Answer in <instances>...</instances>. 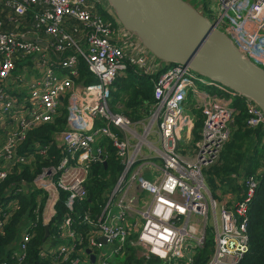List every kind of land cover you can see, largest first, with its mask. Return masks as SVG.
<instances>
[{
	"label": "built area",
	"instance_id": "obj_1",
	"mask_svg": "<svg viewBox=\"0 0 264 264\" xmlns=\"http://www.w3.org/2000/svg\"><path fill=\"white\" fill-rule=\"evenodd\" d=\"M192 1L195 8L216 23L217 29L220 25L227 29L223 33L246 58L264 70V0ZM7 5L18 14H23L27 6L43 7L39 22L48 35L60 37L62 43L55 47L37 35L33 39L0 35V135L9 137L0 150V162L32 164L41 157L55 163L35 178L34 185L46 194V199L43 209L40 204L35 209L39 218L21 235L19 248L13 252L17 260H25L38 224L47 226L54 222L60 203L72 209L88 199L86 186L91 166L106 163V146L110 143L124 168L105 207L95 219L85 213L66 214L58 228L63 236L55 237L65 244L57 250L47 246L41 255L51 253L58 262L66 261L83 244V233H76V227L83 225L90 236L88 249L101 253L100 264H110L101 252L104 245L100 238L106 240L114 254H120L129 244L144 264H192L196 252L209 238L212 216L215 252L209 264H240L250 250L247 212L258 183L254 178H241L243 174L236 179L245 186L238 196H245L238 199L236 194L223 195L218 191L217 200L207 185L204 170L219 161L240 105L246 108L247 125L251 128L264 130L262 111L223 84L195 73L188 65L158 61L139 38L120 25L114 10L105 8L103 1L22 0ZM100 9L109 14L110 22L92 19L91 11L101 12ZM214 11L216 14L212 15ZM64 17L92 28L85 48L62 33ZM223 21L227 26L221 24ZM116 27L118 32L113 29ZM67 41L73 42L77 53L64 60L51 59L52 47L62 52ZM19 62L26 72L19 82L27 80L26 75L29 78L27 91L18 99L10 88ZM83 63L94 83L80 79ZM130 68L139 76L152 77L156 101L146 123H134L111 110V90L119 78L127 77ZM197 111L205 116V122L194 143L198 136ZM63 113L65 130L41 136L46 142H35L28 157L18 154L30 131L54 124ZM54 148L58 158L52 152ZM7 177L8 170L0 168V185ZM17 193L14 190L11 196ZM231 197L237 201L232 202ZM113 207L118 208V214H114ZM72 264L80 262L75 260Z\"/></svg>",
	"mask_w": 264,
	"mask_h": 264
},
{
	"label": "trees",
	"instance_id": "obj_2",
	"mask_svg": "<svg viewBox=\"0 0 264 264\" xmlns=\"http://www.w3.org/2000/svg\"><path fill=\"white\" fill-rule=\"evenodd\" d=\"M12 1L22 2V0H0V35L12 34L17 37L24 35L27 39H33L32 37H36L35 35H37L39 40L54 44L53 46L55 47L61 43L60 37L48 35L44 25L39 22V17L45 11L43 7L37 5L27 6L23 14H18L12 6L7 5V3H13ZM103 5L106 8L107 5L104 2ZM91 14L92 19L97 17L105 23L110 22L109 14L106 11L101 10V12H96L93 10ZM60 29L62 33L71 36L73 41L82 48L87 46L89 32L92 30L91 27L71 17H64ZM113 29L118 32L119 28ZM55 47H52L50 50L49 57L51 59L64 60L77 53V48L73 45L72 41L64 42V51L62 52L55 50ZM26 58L29 59V56H26ZM79 73L80 79H88L90 83L95 82L84 63ZM122 78H119L121 83L118 84L119 80H117L114 88L111 90V110L115 114L124 115L134 123H146L150 107L156 101L151 82L152 77L139 76L135 70L130 68L128 76ZM121 103H123L122 107H116V104ZM197 117L196 128L198 124V127H201L200 130H202L205 116L201 111H197ZM248 118L246 108L244 105H240V113L233 120L230 138L224 144L219 161L211 168H215V172L218 175H222L223 178L229 180L230 186H228V189H232L233 194L239 195L245 190L243 183L236 184L233 181L234 176L239 178L244 174L241 178L245 176L246 179L254 178L257 181V189L247 212L250 250L240 264H264V143L259 148L263 153L257 149L258 143L264 136V130L261 127H249L247 125ZM65 125L66 115L63 113L61 119L57 120L54 124L44 125L30 131L26 142L18 149V152L29 147L33 141H38L40 138L42 139L41 142L45 143L46 138H42L41 136L61 132L65 130ZM115 132L123 138L121 133L117 130ZM198 140L199 135L195 137L194 143ZM106 151L108 153L107 166L99 162L91 166V174L86 186L89 193L88 199L75 205L72 209L64 203H60L57 207L54 222L48 224V237L46 238V225L39 223L30 244L27 246L26 258L21 262L17 260L13 253L16 244L21 238L25 225L39 218L35 213V209L38 204L41 205L40 209H43L44 200L46 199V195L36 189L34 185L35 178L42 173L45 167H50L51 164L55 163H50L48 159L40 157L36 163L8 166L10 170L8 171V177L0 185V200L11 190L20 189L21 192L17 196L16 205L9 211L3 212V209L0 208V220L3 224L0 227V264L4 262H8V264H72L75 260L80 261L86 258V251L82 250V248L87 247L86 241L90 237L89 235L83 236L81 239L84 242L83 246H78L77 250L64 262H58L54 254L46 253L43 256L41 253L44 252L45 245L49 240L54 241L55 237L63 236L58 228L62 224L66 214H78L82 216L85 213L95 219L105 207L107 198L116 186L124 168L122 160L117 156L116 150L110 146V143H107ZM52 152L58 158L59 154L55 148ZM242 169L245 171L240 175V170ZM28 186H31L30 190ZM244 196H238V199H242ZM76 221L80 222L81 220L76 219ZM84 227L83 225H78L76 228L78 232H85L87 228ZM214 252L213 239L209 237L204 247L196 252L192 264H209ZM106 262L110 264H144L138 258L136 251L127 243L120 254H114L111 251L106 256Z\"/></svg>",
	"mask_w": 264,
	"mask_h": 264
},
{
	"label": "water",
	"instance_id": "obj_3",
	"mask_svg": "<svg viewBox=\"0 0 264 264\" xmlns=\"http://www.w3.org/2000/svg\"><path fill=\"white\" fill-rule=\"evenodd\" d=\"M120 25L158 61L188 65L253 102L264 114V70L186 0H107ZM40 46L47 44L37 42ZM107 166L106 163H104ZM48 236L49 227H46ZM106 244L104 238L100 239ZM91 262L96 257L91 250Z\"/></svg>",
	"mask_w": 264,
	"mask_h": 264
},
{
	"label": "rangeland",
	"instance_id": "obj_4",
	"mask_svg": "<svg viewBox=\"0 0 264 264\" xmlns=\"http://www.w3.org/2000/svg\"><path fill=\"white\" fill-rule=\"evenodd\" d=\"M186 1H188V0H186ZM192 5H194V3L195 2H193L192 0H190L189 1ZM214 14H216V11H214L213 13H212V15H214ZM221 24H223L224 26H227L226 25V22L225 21H223ZM220 27V31H222V32H226L227 33V29L225 30V28H223V26H219ZM128 76V75H127ZM121 79H123V78H121ZM119 80V79H118ZM121 83V81L119 80L118 81V84H120ZM211 93H215V91L214 90H211ZM111 101H112V98L110 99V103H111ZM122 107L123 106V103H121V104H116V107ZM197 123V122H196ZM139 130L141 129L140 127L138 128ZM143 129H144V127H143ZM142 129V130H143ZM201 129V127L199 126L198 127V124H197V128H196V131H195V134H199L200 133V130ZM141 130V131H142ZM200 130V131H199ZM152 141H154V138L153 137H151L150 138ZM262 144V142L260 143H258V145H257V149L258 150H261V149H259L260 148V145ZM261 153H263L262 152V150H261ZM214 167V166H213ZM212 167V168H213ZM208 169V170H204L205 172H204V174L206 175V177H207V185H208V187L213 191V193L215 194V197H216V199L217 200H219V198H218V196H217V192L218 191H220L223 195H227V194H231V193H233V190L231 189H228L229 187L228 186H230L229 185V183H228V181L229 180H227V178L225 179V178H223L222 177V175H218L216 172H215V168L214 169ZM243 171H245V170H240V175H242V173H243ZM44 193V192H43ZM45 194V193H44ZM46 195V194H45ZM107 200H108V198H107ZM231 200H232V202H234V201H237V199H235V197H231ZM113 209H114V214H118L119 213V210H118V208H116V207H113ZM208 233H209V237H211L212 239H213V219H212V216L210 217V222H209V231H208ZM49 244H50V246H51V248L52 249H55V248H57L58 247V245H59V243L58 242H55V241H52V240H50L49 241ZM104 253H105V255H109V251H108V249H104ZM82 261V260H81ZM157 264H162V262H156Z\"/></svg>",
	"mask_w": 264,
	"mask_h": 264
},
{
	"label": "crops",
	"instance_id": "obj_5",
	"mask_svg": "<svg viewBox=\"0 0 264 264\" xmlns=\"http://www.w3.org/2000/svg\"><path fill=\"white\" fill-rule=\"evenodd\" d=\"M101 2L103 1L104 2V4H106L105 6L108 8L109 7V5H108V2H107V0H100ZM23 74H26V72H25V67H24V64L22 63V62H19V67H18V71H17V73H16V75H15V77H13V80H12V82H11V88H10V90L12 91L11 93H12V95L14 96V98H20V95L23 93V92H25V91H27V81H28V76L26 75V77H27V80H25V81H23V82H19V77L20 76H22ZM19 95V96H18ZM201 132V131H200ZM9 138V137H8ZM8 138H7V134H2V135H0V150L6 145V143H7V141H8ZM259 142V141H258ZM260 142H262V143H264V136L262 137V139L260 140ZM14 166V164L13 163H4L3 161H1L0 162V168L2 169V170H8V171H10L9 169H8V166ZM235 178L233 179V181L237 184V183H240L239 182V180H237L236 179V176H234ZM232 194V196H234V194L233 193H231ZM237 195V194H236ZM238 196V195H237ZM92 235V234H91ZM86 242H88V241H86ZM101 242V241H100ZM103 243V242H102ZM103 245H104V249H108V251L109 252H111L109 249L110 248H108V246H106V244H104L103 243ZM19 243L16 245V248L15 249H18L19 247ZM82 250H85V251H87L88 250V248H82ZM104 255H105V253H104V250H102L101 251ZM91 253L92 254H94L95 255V257H96V260H95V262L93 263V262H91V259H90V254H87V252H86V260L85 259H82V261L80 260L79 262H80V264H100V262H99V255H101V253L99 252V251H92L91 250ZM107 256V255H106Z\"/></svg>",
	"mask_w": 264,
	"mask_h": 264
},
{
	"label": "clouds",
	"instance_id": "obj_6",
	"mask_svg": "<svg viewBox=\"0 0 264 264\" xmlns=\"http://www.w3.org/2000/svg\"><path fill=\"white\" fill-rule=\"evenodd\" d=\"M196 131V130H195ZM40 141V142H39ZM35 142H38V143H42L41 142V140L40 139H38V141L36 140V141H33V143L29 146V147H26V148H24L21 152H18V154L20 155V156H24V157H28L32 152H33V150H34V147H35ZM28 188H29V190L31 189V186H28ZM37 189V188H36ZM14 190H17L18 191V193L16 194V195H14V196H11V193H12V191H14ZM14 190H11V191H9L8 193H7V195L2 199V200H0V208H2L3 209V211H9L13 206H15L16 205V203H17V196H18V194H20V189H14ZM38 190V189H37ZM38 191H40V190H38ZM40 192H42V191H40ZM43 193V192H42ZM38 201H40V199L38 200ZM28 226H30V223L29 224H26L25 225V227H24V230H26L27 229V227ZM48 226V225H47ZM46 226V227H47ZM29 229V228H28ZM37 229V228H36ZM24 230L22 231V233L24 232ZM76 231H77V229H76ZM36 231H34V233H35ZM22 233H21V235H22ZM77 233V235L78 236H81L80 235V233H83V235L84 236H87L86 235V232H76ZM48 236H46V238H47ZM82 238H83V236H81ZM21 239V238H20ZM101 239V238H100ZM100 239H99V241H100ZM20 241V240H19ZM19 241H18V243H19ZM50 241V240H49ZM55 242H58L59 243V245H58V247L59 246H61L62 244H65V243H63V242H61V241H57V240H54ZM17 243V244H18ZM84 243V242H83ZM16 244V245H17ZM49 247L50 249H52L51 248V246H50V244H49V242L45 245V247ZM80 246H83V244L82 245H80ZM58 247L57 248H55V249H52V250H57L58 249ZM86 248H88V247H86ZM90 250V249H89ZM45 251V250H44Z\"/></svg>",
	"mask_w": 264,
	"mask_h": 264
}]
</instances>
